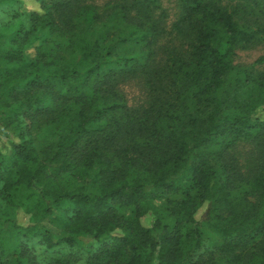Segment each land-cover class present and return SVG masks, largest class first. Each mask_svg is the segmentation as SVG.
Here are the masks:
<instances>
[{"label": "trees", "instance_id": "trees-1", "mask_svg": "<svg viewBox=\"0 0 264 264\" xmlns=\"http://www.w3.org/2000/svg\"><path fill=\"white\" fill-rule=\"evenodd\" d=\"M99 1L28 13L5 0L18 24L0 56L1 113L26 124L1 160L0 196L36 221L13 223L19 235L85 249L83 264H264V120L245 98L264 103V55L235 63L264 33V0H176L171 30L163 0ZM136 79L144 106L120 88ZM28 250L18 257L31 262Z\"/></svg>", "mask_w": 264, "mask_h": 264}, {"label": "rangeland", "instance_id": "rangeland-1", "mask_svg": "<svg viewBox=\"0 0 264 264\" xmlns=\"http://www.w3.org/2000/svg\"><path fill=\"white\" fill-rule=\"evenodd\" d=\"M17 8L20 12H37L42 13L40 0H17ZM105 0H100V4H104ZM163 8L167 13V26L171 30L173 23L179 17V7L176 0H163ZM5 0H0V56L3 55V46L7 43L8 36L11 35L12 31L16 28L18 21L12 19H6L4 17ZM264 24V20H263ZM165 45L178 44L177 40L171 38H164L161 40L160 44ZM39 45V42L30 46L25 54L29 57H34L36 55L35 47ZM161 46V45H160ZM140 47L132 45L126 48L124 51L129 53L138 52ZM159 55H163L160 53ZM264 55V33L260 35V40L250 49L239 50L235 57V63L242 67H248L254 64V62ZM259 70L264 69V64H258L255 66ZM120 88L126 96V100L129 105L133 107L144 106L149 101V95L145 88L144 82L141 79L127 81L121 83ZM260 93V92H259ZM258 91L249 92L245 98L249 103V109L251 110L254 117H260L264 120V103L262 104L259 99ZM0 101V163L5 157L9 156L13 151V146L16 142H19V137L14 134V126L21 124L24 126L26 122L18 121L19 115L13 113L2 114L3 108L8 104L5 100ZM23 128V127H22ZM20 132L24 131L19 130ZM26 137V136H25ZM241 146V147H240ZM238 154L241 157L243 163L246 160V152L249 150L247 144L239 145ZM241 194V193H238ZM182 198V193L177 192L167 196V198L155 199L152 203L156 206H164L167 204V199L176 202ZM206 211V206H203L198 213V218H202ZM120 213L126 217H131L133 215V208H121ZM16 222V223H15ZM36 221L31 217V214L24 212L23 210L14 211L9 208L2 197L0 196V264H19V260L22 264H83L87 257L86 250L82 248L70 249L67 246H60L53 249H48L42 242L40 238H33L27 240L19 235V230L15 228L13 223L20 226H32ZM146 226H150L153 222L152 215L147 216L143 220ZM50 228L56 232L54 226L50 225ZM22 244L28 246L27 255H32V260L25 256L19 258L18 255L21 253ZM90 249H97L100 243L95 240H90L88 244Z\"/></svg>", "mask_w": 264, "mask_h": 264}]
</instances>
